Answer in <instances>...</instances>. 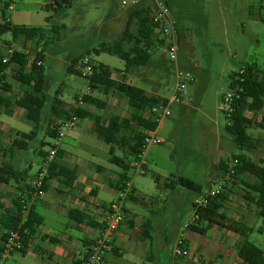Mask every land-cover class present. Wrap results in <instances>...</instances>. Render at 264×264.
Returning <instances> with one entry per match:
<instances>
[{
  "label": "rangeland",
  "instance_id": "obj_1",
  "mask_svg": "<svg viewBox=\"0 0 264 264\" xmlns=\"http://www.w3.org/2000/svg\"><path fill=\"white\" fill-rule=\"evenodd\" d=\"M49 3L50 0H0V22L2 20L12 22L16 26L45 29L53 26L61 28L58 39H53L50 48L43 52L42 63L49 76L46 93L51 98L55 92H59L63 108L69 110L80 106L76 95L78 98L88 91L87 78L66 71L73 58H77L75 69L80 70L82 59H89L93 64L103 63L109 66L113 78L121 80L124 76L123 80L129 84H139L156 94L171 95L176 79L173 68L162 55L161 47L153 48L152 64L137 68L130 74L118 70L123 68V61L118 57L107 53L96 55L92 52L97 50L100 44L112 43L122 35L130 9L121 8L119 0H59L58 8L48 6ZM167 8L181 36L179 67L190 60L192 65L188 72L195 80L186 86L181 103L185 106L173 104L171 116L163 120L159 134L155 135L163 142L151 145L146 150L144 160L148 164L145 166V174H134L131 170L130 179L133 187L137 192L143 193L142 195H179L181 198V195L195 193L177 185V177L182 176L199 184L203 193L207 190L209 177L221 158L224 161L229 160V164H232V156L239 154L264 158V121L260 119L249 131L254 138L260 139L257 152L240 151L225 131L228 124L225 113L218 109L223 93L228 90L235 72L241 66L253 65L264 73V23L251 16H264V0H168ZM130 28L134 31L135 24L132 23ZM52 36L54 37V34ZM1 39L0 50L4 51L8 44H13L17 50L25 48L27 53L34 56L32 52L36 49L33 42L11 43L10 33H5ZM138 74V78H145L147 84L135 82ZM8 81L14 90L22 91L12 79L9 78ZM93 95L102 97L107 105L102 111L94 107L88 108L91 113H100L104 120L114 114L122 118L130 116V109L124 97L117 94ZM47 116L44 114V121L34 140L26 142V149L14 146L12 156L8 153L10 146L15 140L21 139L19 133L30 132L33 124L25 119L17 107H12L10 112L2 117L5 127L0 126V166L3 161H9L16 167L17 172L27 170L26 180L30 184L35 181L34 176L40 169V153L48 152L53 145V140L45 136L50 120ZM91 128V121L78 120L75 128L63 131L58 147L65 152L62 163L68 167H76L77 177L85 176L86 184H82V187L77 185L70 192L57 194L58 184L51 181L48 191L43 193V202L47 206H37V211L48 220L55 218L48 207L50 196L92 195L97 184L106 186L99 189V195H107V199L117 195L116 191L107 186L110 180L116 179L115 172L119 169L108 162V146L95 137ZM40 141L48 142V145L41 147ZM149 148L153 149L152 157L147 154ZM116 153L118 156L122 155L118 149ZM97 167L103 168L104 171L99 172ZM162 180L173 181L172 189L158 187L157 182ZM85 185L90 188L88 192H84ZM17 187L13 180L9 184L0 183V213L8 207L12 208L15 195H19ZM137 192L135 195H139ZM240 195L242 194L237 192V195L233 196L234 204H231V201L227 203L230 215L245 217L242 228L248 225H262L253 214L239 211L243 205ZM36 198L40 199L41 196ZM126 207L132 210L134 204L128 203ZM189 217L190 211L183 212L171 208H167L163 215L164 221L168 223L184 222ZM231 223L240 224L230 221L229 225ZM38 232L44 233V226H41ZM180 233H183L185 238L187 234L188 240L193 235L188 230H181ZM175 236L176 232L167 228L165 237L168 245H175L179 235L177 238ZM253 237L254 239L249 240L264 250L263 236L255 234ZM197 238L199 242H208L209 249L215 254L217 247L214 242L208 240L209 235ZM205 259L207 262L208 257L205 256ZM167 260L168 255L162 256L158 264H168Z\"/></svg>",
  "mask_w": 264,
  "mask_h": 264
},
{
  "label": "trees",
  "instance_id": "obj_2",
  "mask_svg": "<svg viewBox=\"0 0 264 264\" xmlns=\"http://www.w3.org/2000/svg\"><path fill=\"white\" fill-rule=\"evenodd\" d=\"M168 7V0H164ZM48 6L58 8L59 0H53ZM152 10L147 6H141L130 9L128 21L122 32V35L112 43L100 44L97 50L92 52L96 55L107 53L118 57L123 61V72L132 73L137 68H143L149 65L151 53L157 44L162 45L163 40H158L154 35L152 23ZM264 23V16L259 17ZM132 23L135 24V30H131ZM61 28L53 26L50 29L25 27L12 25L10 22L0 23V40L2 35L10 33L11 43H20L31 41L34 43L33 58L34 61L29 65L32 57L25 48L16 49L12 56L6 62H3L4 54L0 52V108H11L15 106L23 111L26 120L33 124L32 130L28 133H19L20 140H15L10 146L8 153L13 155V148L19 147L26 149L27 141H33L36 132L41 128L44 121V114L50 117L45 136L49 140H54L61 124L74 115L79 121L88 120L92 122V133L95 137L108 146V162L119 169L117 179L109 181L108 186L116 191L121 190L124 183L130 180V163L141 153V147L146 131H156L158 123L154 121L150 113L151 108L160 104H165L167 100L163 97L146 93L143 89L126 84L124 76L122 79H114L112 70L101 63L93 65V74L88 79V92L80 97L82 104L72 109L62 107V101L59 98V92H55L50 98L46 93L47 81L49 79L47 69L42 63L37 67L35 62L43 60L45 52L58 39V32ZM177 30V28H176ZM54 34V37L52 36ZM178 34V33H177ZM9 46V44L7 45ZM38 50V51H37ZM81 57H78V59ZM77 58L71 59L67 66L68 73L81 75L79 69H75ZM243 82H239L236 77L231 80L228 90L234 89L238 84L242 88L240 99L234 101V110L231 115L226 116L228 124L225 131L230 135L234 145L240 150L256 149L259 140L254 138L249 131L257 124L247 113L256 115L264 108V73L259 71L253 65H244ZM184 71H190L187 63L181 65ZM16 82L21 90L20 97H13V88L8 79ZM93 94H117L126 100L130 109V116L121 118L114 114L107 121H104L100 113H91L88 108L94 107L96 110H104L106 102L95 97ZM12 95V98L10 97ZM79 97L76 100L78 101ZM262 126V125H260ZM40 146L45 147L48 142L40 141ZM117 149L122 154L117 155ZM47 152L40 153L43 160ZM65 152L58 148L54 160L50 164L46 175L42 179L40 190L47 192L51 181H56L58 187L57 194L70 192L77 178L76 167H68L62 163ZM233 160H237L234 166V175L232 176V186L236 184L238 176L246 174L253 177L252 184H246L243 194L240 198L247 206H252L258 211V218L262 222L256 231L264 238V164L262 161L253 162L245 155H234ZM42 162V161H41ZM227 165L222 163L224 174ZM101 169V168H99ZM101 171V170H100ZM36 175L34 178H36ZM27 170L17 172L16 167L9 161H3L0 166V183L9 184L14 181L18 185L19 195H15L12 201V208L5 209L0 213V257L4 252V243L10 232H17L21 239V248L18 252L24 253L30 243L36 228L43 224L42 217L36 212L31 198L37 192L36 188L27 183ZM156 181H158L156 179ZM175 183L180 187L203 195L201 187L193 182L177 177ZM158 184V182H157ZM174 182L166 181L164 187L172 189ZM230 189L224 188L220 195L209 199L208 203L199 209L200 220L188 227V231L205 235L209 225L224 219L219 211L229 203ZM28 206L26 214L23 213V207ZM75 221H78L74 219ZM85 222L83 220H79ZM78 221V222H79ZM239 225V227H235ZM230 228L239 232L243 236L250 234L242 224L231 223ZM263 226V227H262ZM185 248L188 249V243L185 242ZM237 257L242 264H264V250L257 247L248 238L244 239L237 249ZM184 257H176V260H182ZM81 264V263H80Z\"/></svg>",
  "mask_w": 264,
  "mask_h": 264
},
{
  "label": "crops",
  "instance_id": "obj_3",
  "mask_svg": "<svg viewBox=\"0 0 264 264\" xmlns=\"http://www.w3.org/2000/svg\"><path fill=\"white\" fill-rule=\"evenodd\" d=\"M50 2L53 3V0H50ZM251 16L255 17L257 20L261 17L260 15L254 16L252 14ZM0 23H2V20ZM11 24L16 25L12 22ZM177 33L179 42H181L179 30H177ZM1 41L2 39L0 40V43ZM0 52L4 51L1 49ZM152 62L153 61L151 60L149 64H152ZM103 65L111 69L109 66L105 64ZM187 65L190 67L192 62L189 60ZM123 68L118 70H123ZM138 76L139 74L136 75L135 82H142L143 85L147 84L145 78H138ZM126 84L129 83L126 82ZM129 85L141 88L146 93L151 95L160 96L165 99L169 97L150 92L139 84ZM12 94L13 97H20L22 95V91L19 90L18 92L13 88ZM10 97L12 98V95H10ZM99 99L102 100V97H99ZM195 104L198 105L197 102H195ZM181 105L185 106L184 104ZM173 107L174 105L171 107V110ZM11 108H0L1 127H5L2 117L5 113H9ZM18 109L21 110L20 108ZM21 112L23 113L22 110ZM246 116L253 118L256 123H259L260 119L264 121V108L256 115L247 113ZM256 116L257 118L255 119L254 117ZM163 122L164 121L158 124L155 134H159ZM257 139L260 141L259 137H257ZM160 141H162V139H160ZM151 148H149L147 154L152 157L153 149ZM257 149L258 147L256 149H245L244 151L254 150L257 152ZM248 158H250L253 162L262 161L264 164V158ZM223 162L226 163L227 166L229 165V160L224 161L223 158H221L218 161L215 171L212 172L213 174L209 177L207 190L211 188L212 185H214L220 178L225 176L224 170L222 169ZM147 164L148 163H146V166ZM99 168L100 167H97L99 172L104 171L103 168ZM118 172H115L116 179ZM183 178L193 182L188 178ZM116 179L110 181H115ZM159 182L158 187L164 186L166 183L165 180H162L160 183ZM253 182V177L249 175L241 174L238 176L236 184L229 186V189L232 191V193L229 194V200L232 202L233 196H236L237 192L243 194V189L246 188L245 185L252 184ZM193 183L200 187L199 184L195 182ZM82 184H86V178L85 176L79 175L76 178L71 190L76 188L77 185L82 187ZM85 187L84 192H88L90 190L89 186L85 185ZM104 187L106 186L102 187L97 184V187H95L92 191V195H54L52 198L50 196V205H48V207L50 208V212L55 216V218L50 220L43 217L37 211V206L41 204H43V207H45V205L47 206V204L43 202L44 195L41 196L40 199L36 197L32 198L30 204L34 205L36 212L42 217L43 224L41 226H44L45 232H38L41 226L36 228L26 251L24 253H9L4 259L3 264H80L82 259L86 256L92 242L100 236L106 220L108 206L116 199V195H113V198L108 199L106 198L107 195H99V189ZM107 188L113 189L109 186H107ZM132 189V195L125 203L124 221L118 231L112 236L109 248L103 256V264H158L162 256L167 255L168 264H218V261H220L219 264H242L237 257V249L244 239H254L253 236L257 234L256 231L260 226L248 225L247 227H244L247 231H250L248 237L241 235L239 232L230 228L229 222L234 221L244 225L245 217L243 216V218H240L239 215H230L228 212L229 210H227V206H225V208L219 211V214L223 215L224 219L220 222L216 221L210 224L205 235H199L191 232L193 235L190 236L191 240H188L186 234L185 239L188 243L189 255L184 257L182 260H176V258H174L171 254V248L173 245H168L165 233L167 232V228H169V231L176 232L175 238H177L182 230V224L185 221L179 223L171 221L168 223L164 221L163 215L166 213L167 208L183 212L190 211L191 215L194 202L198 200L201 195L194 192L195 194L193 195H181V198H179V195H162V197H159L156 195H142L143 193L137 192L133 185ZM113 190L116 191L115 189ZM136 192L139 193V195H135ZM128 203L134 204L132 210L126 207V204ZM231 204L234 203L232 202ZM241 206L242 207H240L241 209H239V211L243 210V212H247L249 215L253 214L256 216L257 220L258 211L254 207L247 206L244 202ZM10 208L11 207H8V209ZM243 214L245 215L246 213ZM74 219L78 221L80 219H84L85 222H78ZM1 233L2 229L0 227V235ZM206 235H209L208 240L211 243L214 242V245L217 247L215 254L209 249L208 242L203 243L198 241V236L206 237ZM205 256L208 257L207 262Z\"/></svg>",
  "mask_w": 264,
  "mask_h": 264
},
{
  "label": "built area",
  "instance_id": "obj_4",
  "mask_svg": "<svg viewBox=\"0 0 264 264\" xmlns=\"http://www.w3.org/2000/svg\"><path fill=\"white\" fill-rule=\"evenodd\" d=\"M50 2L49 4H51ZM121 8H137L147 5L152 10V23L154 25V35L158 37V40H163L162 45L157 44V48H162V54L173 68L174 76L176 79L175 86L171 95L166 99L165 104H160L151 108L150 113L153 115L156 123H161L164 119L171 116V107L173 104H181L182 97L185 93V89L188 83L194 82V76L184 71L179 67V47L180 42L177 35L176 26L169 16L168 8L164 3V0H119ZM10 9V7H9ZM17 48L13 44H10L4 50L3 62H6ZM34 58H30L29 65L32 64ZM37 67L42 65V61L35 62ZM93 63L89 59H82L80 73L82 77L89 79L93 74ZM245 69L241 66L236 72L235 77L241 83L243 82L242 76ZM242 88L237 84L234 89L227 90L223 93L218 109L225 113L226 116L232 114L234 110V101L240 99ZM78 104H82L79 97ZM78 119L72 115L67 121L63 122L59 127L56 138L53 140V145L50 146L45 158L42 160L40 169L37 172L35 181L32 185L36 188L37 192L34 193L32 198L42 196L44 192L40 190L43 177L46 175L47 170L54 160L56 150L59 147L60 141L63 137V131L71 130L76 127ZM155 131H146L144 140L141 147V153L135 160L130 163L131 169L134 174H145L146 162L144 160V154L148 147L160 143L155 136ZM237 164V160H232V164H229L226 168L225 176L220 178L211 188H209L198 200L194 202L192 213L187 221L182 224V230H187L189 226L195 224L200 220L199 209L204 207L209 199L221 194L224 188L229 189L232 185V176L234 175V166ZM133 192L131 179L124 183L121 190L116 191V199L112 201L108 206L106 220L103 230L98 238H96L90 245L86 256L82 259L81 264H103V256L108 250L112 236L118 231L119 227L124 221L125 216V203L131 197ZM31 198V199H32ZM28 206L23 207V213L26 214ZM186 239L183 233H180L175 245L171 249V254L176 257H187L189 250L185 248ZM21 248V239L17 232H10L4 243V252L0 257V264H3L4 259L9 253L18 252Z\"/></svg>",
  "mask_w": 264,
  "mask_h": 264
}]
</instances>
